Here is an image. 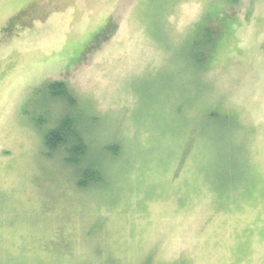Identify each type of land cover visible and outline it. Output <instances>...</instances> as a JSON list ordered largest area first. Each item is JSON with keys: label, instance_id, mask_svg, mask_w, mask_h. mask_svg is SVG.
<instances>
[{"label": "rangeland", "instance_id": "rangeland-1", "mask_svg": "<svg viewBox=\"0 0 264 264\" xmlns=\"http://www.w3.org/2000/svg\"><path fill=\"white\" fill-rule=\"evenodd\" d=\"M55 81L88 186L45 154ZM0 264H264V0H0Z\"/></svg>", "mask_w": 264, "mask_h": 264}, {"label": "trees", "instance_id": "trees-1", "mask_svg": "<svg viewBox=\"0 0 264 264\" xmlns=\"http://www.w3.org/2000/svg\"><path fill=\"white\" fill-rule=\"evenodd\" d=\"M199 35L200 40L194 43V50H209L212 42V34L205 27ZM203 61L202 57H199ZM197 60V61H200ZM49 98L56 101H65L66 109L59 114L54 123L43 132L42 142L45 154L54 156L58 154L64 164L72 167L76 173L75 183L78 187H84L100 181L103 177V162L96 148H90L88 140L87 118L78 110L77 100L68 91L63 82L55 81L45 86ZM114 149L103 152L116 154ZM100 152V150H99Z\"/></svg>", "mask_w": 264, "mask_h": 264}, {"label": "snow or ice", "instance_id": "snow-or-ice-1", "mask_svg": "<svg viewBox=\"0 0 264 264\" xmlns=\"http://www.w3.org/2000/svg\"><path fill=\"white\" fill-rule=\"evenodd\" d=\"M127 4H128V0H120V8L121 9H124L125 7H127ZM104 39H105L104 31L98 30V35L96 37L97 43L99 44V43L103 42Z\"/></svg>", "mask_w": 264, "mask_h": 264}]
</instances>
